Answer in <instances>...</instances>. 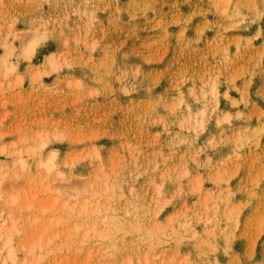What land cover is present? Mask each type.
I'll return each instance as SVG.
<instances>
[{"label": "rangeland", "instance_id": "374dc122", "mask_svg": "<svg viewBox=\"0 0 264 264\" xmlns=\"http://www.w3.org/2000/svg\"><path fill=\"white\" fill-rule=\"evenodd\" d=\"M5 42L9 264H264V0H0Z\"/></svg>", "mask_w": 264, "mask_h": 264}, {"label": "bare ground", "instance_id": "6f19581e", "mask_svg": "<svg viewBox=\"0 0 264 264\" xmlns=\"http://www.w3.org/2000/svg\"><path fill=\"white\" fill-rule=\"evenodd\" d=\"M31 44H32L31 45L32 46L31 52L33 53L35 51V49H36V46L38 45V41L37 40H33L31 42ZM4 45H5L6 49H7V51L5 52V55H1L0 62H2V64L6 65L7 64V57L11 53V50L14 48V46L13 45H8L7 42H5ZM26 49L27 50H30V47L27 46ZM54 59H55V53L54 52H51L50 54H48L47 59H46V62L54 63ZM40 73L41 72L39 70H37V71L34 72L33 75L34 76H39ZM55 156H56L55 153H52L46 160L40 161L39 162V165L40 166H43L44 169L46 170V172H49L50 173V172H53L54 170H55V172H57L58 170H56L57 169L56 168L57 167V163L55 161ZM19 163L21 164L20 165L21 167H24L23 160H19ZM0 174L2 175V172ZM46 189H49V186L46 185ZM12 196L13 197L9 201L10 203L17 201L16 200L17 196H16V198L14 197L15 195H12ZM9 202L7 200L6 204H8ZM30 205L31 204H28V206H30ZM82 206H85V203H83ZM0 211H1L0 213H2V209L1 208H0ZM4 215H5V218L8 216V214L7 215L4 214ZM1 217H2V215H1ZM7 218H9V216ZM5 221H6V219L5 220H1V223H0V239L1 238L3 239L2 240L3 242L0 243V253H1L2 248H4V247H7L8 248V257L6 259H4L3 262H4V264H9L7 259L10 258L12 260V263H14L15 260H16V255H15L13 249L8 247L10 245V243H11V240H12V235H11L12 233H11V230H8L7 231L4 228V227L7 226V224H5V226H4ZM8 222H9V225L8 226L11 227V226L14 225V221H13V223L11 222V224H10V220ZM4 230H6V232Z\"/></svg>", "mask_w": 264, "mask_h": 264}]
</instances>
